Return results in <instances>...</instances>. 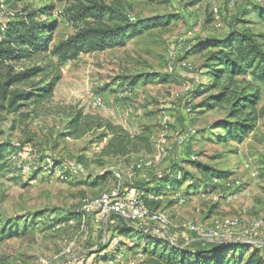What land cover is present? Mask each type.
Listing matches in <instances>:
<instances>
[{"label":"rangeland","instance_id":"obj_1","mask_svg":"<svg viewBox=\"0 0 264 264\" xmlns=\"http://www.w3.org/2000/svg\"><path fill=\"white\" fill-rule=\"evenodd\" d=\"M95 1L107 5L120 3L132 19L169 16L173 20L166 26L146 30L123 48L82 54L78 60L59 66L60 81L52 96L39 105H27L19 113L0 111V146L8 148L0 169V231L2 227L12 226L13 232H17L13 237H0V264H39L41 260L49 264H89V261L91 264H145L150 254L148 258L143 254L136 258L133 252L131 257L123 258L121 251L115 257L105 254L96 258L100 245L114 238L110 227L118 218L104 222L94 214L86 217L84 224L62 223L59 227L38 218L42 214L61 215L81 210L84 200H95L118 188L122 195L132 184L162 173L180 161L181 150L188 155L195 153L199 158L198 164H182V169L194 178L189 177L181 188L165 195L161 202L152 196L146 200V203L153 202L152 207L164 213L173 224L166 228V233H160L167 234L178 245L187 241V247L193 252L246 240L244 230L259 220L264 222V114L243 143L219 140L223 133L214 124L227 118L229 110L227 107L209 109L204 105L217 93L207 90L212 80L204 67L206 58L215 49L190 51V48L198 41L224 35L231 26L236 27L234 20L240 17L242 21L236 29L262 36L259 41L264 48V24L256 16V12L264 10V0ZM81 2L88 1L7 3L0 0V23L12 19L19 11L46 10L47 14L38 20L57 23L52 47L76 32L65 14L70 6ZM245 10L249 14L242 17ZM37 64L35 60H23L14 66L13 72L18 74ZM53 76L54 71L32 78L18 88L38 90ZM140 77L154 80L135 82ZM245 78L259 88L256 109L260 111L264 108V83ZM134 82L136 85L132 88ZM114 85L117 91L108 89ZM124 88H129L125 91L129 96L119 99L117 94L124 92ZM106 91L109 97L104 96ZM95 96L103 98V108L93 107ZM186 108L192 109V113L188 114ZM78 112L122 126L133 136L148 130L152 136L149 151L125 157L101 156L98 146L104 131L94 129L79 139L67 137L68 123ZM164 114L170 118L167 126L162 124ZM189 128L198 134L190 137L181 149L176 139ZM149 161L154 162L150 169L131 170L132 166ZM200 165L215 168L227 186L240 182V188L227 194L224 188L210 186L205 192L206 186L199 184L203 175ZM189 188L193 191L188 192ZM177 194L184 197V204H177ZM226 221H237L238 226L215 238L194 234L182 238L180 234L181 226L186 223L204 225L211 230L217 222ZM143 226L158 233V227L150 222ZM116 239L122 250L138 248L141 252L146 244L138 235ZM249 240L263 245L264 231ZM70 243L75 244L71 255L60 256Z\"/></svg>","mask_w":264,"mask_h":264},{"label":"trees","instance_id":"obj_2","mask_svg":"<svg viewBox=\"0 0 264 264\" xmlns=\"http://www.w3.org/2000/svg\"><path fill=\"white\" fill-rule=\"evenodd\" d=\"M5 1L8 3L24 0ZM87 1L86 3L74 4L68 8L65 18L68 24L75 28L76 32L52 47L53 33L57 23L38 20L39 16L47 14L46 10L33 13L19 11L12 19L0 23V111L6 109L9 112L19 113L27 105H39L52 96L56 84L60 81L59 66L78 60L82 54L123 48L127 42L142 35L146 30L166 26L173 20L169 16L132 19L126 14L120 3L107 5L95 0ZM248 14L249 12L245 10L242 17ZM256 16L264 24V10L256 12ZM240 21H242L241 17L239 20L235 18L234 25L236 27L231 26L224 35L198 41L190 48V51H199L211 47L215 49L206 58L204 67L207 71L205 73L212 80L211 84H208L207 90L217 91V93L210 96L204 105L209 109L227 107L229 110L228 117L214 124V128L223 133L219 140L243 143L254 131L260 116L264 114V108L260 111L256 109L260 99L258 86H253L245 78L248 76L257 80L258 83H264V48L259 41L262 36L236 29ZM23 60H35L38 64L24 72L14 74V66ZM53 71L54 76L50 82L40 86L41 88L38 90L18 88L19 85L28 83L32 78L44 77ZM146 77L144 80L142 77L137 78L135 82L140 83L143 80V82L149 83L154 80ZM135 82L132 84V88L136 85ZM110 87L109 90H111ZM123 90L128 91L129 88ZM186 112L191 114L192 109L186 108ZM94 129L104 131L101 146H98L101 149V156L125 157L130 153L149 151L152 136L148 130L133 136L122 126H115L83 112H78L70 119L67 137L79 139ZM197 134L196 130L189 128L178 138L183 139L184 145L190 137ZM183 145L180 146L181 149ZM7 151L6 146H0V169L3 167L1 166L3 165V155ZM193 156L197 159L192 160ZM179 157L180 161L169 166L164 172L151 175L147 180L132 184L128 189L134 188L136 195L145 203L151 196L164 198L171 191H177L185 184L186 180H189V177H193L182 169V164L194 165L198 164L199 161L195 153L188 155L185 150L179 152ZM199 167L203 173L202 179H199V184H202L203 187L206 186L205 192L210 186L212 189L224 188L227 190V194L234 193L237 188H240L241 184L237 185L236 181L227 186L224 178L216 172L215 168L203 165ZM179 174L180 178L178 177ZM191 191L193 190L189 188L188 192ZM198 191L201 190L196 192ZM178 196L177 204L181 197L184 198L177 194L176 197ZM146 204L152 210H158L152 207L153 202L150 201ZM68 213L66 211L61 215L57 213L49 216L42 214L38 220L44 223L58 224L56 227L62 223L71 225L70 222H73V225H77V223L82 222L83 216L80 210H73ZM114 218L115 220L119 219L118 223L114 222L113 226L110 227V231L115 236L108 243L105 242L100 245L99 254H97L98 251L94 252L97 254V259L105 257V254L114 257L121 251L122 253L135 251L134 253H136L140 249L124 248L122 250L121 243L119 244L116 238L123 235H130L131 237L138 235L143 238L144 244L146 243L141 254L147 258L150 254V258L145 264H264V244L241 240L236 244H220L213 248L193 252L187 247V241L178 245L167 234L162 235L161 233L166 231L164 228H162L161 233L154 234L152 231H148L146 228H138L134 222H127L116 215L110 216L109 219ZM12 229V226L2 227L0 237L9 238L17 235V232H13ZM180 234L182 238H185V235ZM131 247L134 245L132 244ZM235 251H239L238 254L230 258Z\"/></svg>","mask_w":264,"mask_h":264},{"label":"built area","instance_id":"obj_3","mask_svg":"<svg viewBox=\"0 0 264 264\" xmlns=\"http://www.w3.org/2000/svg\"><path fill=\"white\" fill-rule=\"evenodd\" d=\"M190 90V88H187ZM129 96L128 92H120L118 94L119 99H126ZM93 107L95 108H103L104 107V100L101 96H95L92 102ZM187 112L189 110L187 109ZM170 123V118L166 114L162 117V124L167 126ZM162 143L164 144L165 141L163 140ZM176 144L178 147L183 145V139L178 138L176 139ZM196 157H192V160H196ZM154 165V162L149 161L145 164H136L132 166L131 170L133 171H144L146 169H150ZM134 174L130 175V178ZM115 176L121 179L120 174L115 173ZM180 178V174L178 176ZM217 182V180H215ZM237 185H240V182H237ZM230 186V185H228ZM121 188H118L115 191L109 193L101 194L97 199L89 201L84 200L83 206L80 210V213L83 216L82 222L84 224L86 217L92 216L96 214L98 220L107 221L110 216L116 215L119 218L127 221V222H134L138 228H144L145 222H150L153 225H156L157 232H162V228H170L173 226L171 220L159 210H152L147 206V204L136 195V191L134 188H130L124 194H120ZM185 203L183 198H180L178 204L182 205ZM73 225V222H70ZM238 226L237 221H226L224 223L217 222L215 226L211 230H208L206 226L193 224V223H186L183 224L180 228V231L183 235L187 234H194L198 237L202 238H215L218 237L223 231L227 232L231 228H235ZM264 231V222L262 220L257 221L254 225L250 228L244 230L243 237L246 240L253 239L260 235ZM164 233V232H163ZM250 241V240H249ZM75 248L74 243H70L60 254V256H69L71 255L73 249ZM141 252H136V258L141 257ZM39 264H49L47 260H41ZM89 264L91 262L89 261Z\"/></svg>","mask_w":264,"mask_h":264},{"label":"crops","instance_id":"obj_4","mask_svg":"<svg viewBox=\"0 0 264 264\" xmlns=\"http://www.w3.org/2000/svg\"><path fill=\"white\" fill-rule=\"evenodd\" d=\"M111 90H116V87H110ZM117 91V90H116ZM104 96L105 97H109V93L106 91V93H104ZM117 97H118V94H117ZM128 131V130H127ZM131 134V133H130ZM132 135V134H131ZM180 158V157H179ZM163 199V197L161 198H155L156 201H161ZM124 237H131L130 235L129 236H126V235H123ZM135 252V251H133ZM133 252H130V251H127V252H123V258H128V257H131L132 256V253ZM115 257V256H114Z\"/></svg>","mask_w":264,"mask_h":264}]
</instances>
